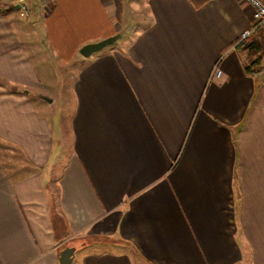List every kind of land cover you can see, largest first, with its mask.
Masks as SVG:
<instances>
[{
  "label": "crops",
  "instance_id": "obj_1",
  "mask_svg": "<svg viewBox=\"0 0 264 264\" xmlns=\"http://www.w3.org/2000/svg\"><path fill=\"white\" fill-rule=\"evenodd\" d=\"M200 1L0 0V264H264V57Z\"/></svg>",
  "mask_w": 264,
  "mask_h": 264
},
{
  "label": "rangeland",
  "instance_id": "obj_2",
  "mask_svg": "<svg viewBox=\"0 0 264 264\" xmlns=\"http://www.w3.org/2000/svg\"><path fill=\"white\" fill-rule=\"evenodd\" d=\"M43 3H44V0H22V2L20 4L22 5H25L28 9H29V13H30V24H35L37 25L38 27H40V23L44 21V16L43 14H40L41 10H42V6H43ZM45 6V5H44ZM52 6V4L49 5V8ZM36 8V10L34 8ZM21 9V8H20ZM19 9V13L21 15L22 11H20ZM40 12V13H39ZM19 16V15H18ZM137 28V26H130V25H123V29H122V38H120L118 41L115 42V44H117V42H122L124 41L125 38H127L128 36H130L132 33H134L135 29ZM255 37L257 38V34L256 32L253 33L248 39L246 40H243L240 42V44H244L245 42L251 40V39H255ZM112 45V44H111ZM111 45H108L106 46L105 48L111 46ZM104 48V49H105ZM103 50V49H102ZM254 57V56H253ZM47 62H45L44 64H41L40 66L37 64L38 68L40 71H43V69L45 70L47 67L51 68L50 64H49V60H50V57L47 56ZM252 60H250L251 62ZM37 63V62H36ZM69 67L67 66V70H58V71H51V70H48L43 73H41V75H43L44 77V81L47 82V85H49V87H51V91L53 92H56L58 91L57 88H58V84L61 82L64 84V78L65 80H67L68 77H71V74L69 72ZM66 101L67 98L65 97L62 101V105L65 106L66 105ZM53 109L54 111L52 112H55L57 110V114H59V111H58V105H54L53 106Z\"/></svg>",
  "mask_w": 264,
  "mask_h": 264
},
{
  "label": "water",
  "instance_id": "obj_3",
  "mask_svg": "<svg viewBox=\"0 0 264 264\" xmlns=\"http://www.w3.org/2000/svg\"><path fill=\"white\" fill-rule=\"evenodd\" d=\"M20 1V0H18ZM20 4L18 5V7ZM122 37V34H115L97 42H91L82 46L79 53L84 58H89L93 54L100 52L106 46L111 45L118 41ZM77 247L72 245H65L59 251V264H75Z\"/></svg>",
  "mask_w": 264,
  "mask_h": 264
},
{
  "label": "built area",
  "instance_id": "obj_4",
  "mask_svg": "<svg viewBox=\"0 0 264 264\" xmlns=\"http://www.w3.org/2000/svg\"><path fill=\"white\" fill-rule=\"evenodd\" d=\"M248 5L252 8L253 25L251 28L243 32L240 42L248 39L258 28L264 27V0H246ZM53 0H44V4L49 7ZM22 9L28 15V8L23 5Z\"/></svg>",
  "mask_w": 264,
  "mask_h": 264
},
{
  "label": "trees",
  "instance_id": "obj_5",
  "mask_svg": "<svg viewBox=\"0 0 264 264\" xmlns=\"http://www.w3.org/2000/svg\"><path fill=\"white\" fill-rule=\"evenodd\" d=\"M208 0H201L200 5L205 4ZM197 2V1H195ZM198 3V2H197ZM257 38L251 39L244 44H242V48L247 50L251 56L259 54L256 59L252 60L249 65L246 66L247 71H251L252 66H256L259 64V61L264 57V28L260 27L256 31Z\"/></svg>",
  "mask_w": 264,
  "mask_h": 264
}]
</instances>
